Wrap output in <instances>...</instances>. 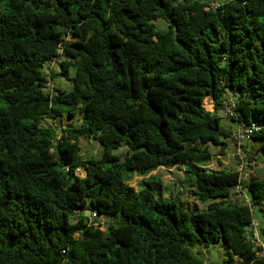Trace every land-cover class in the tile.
Returning <instances> with one entry per match:
<instances>
[{
  "label": "trees",
  "instance_id": "obj_1",
  "mask_svg": "<svg viewBox=\"0 0 264 264\" xmlns=\"http://www.w3.org/2000/svg\"><path fill=\"white\" fill-rule=\"evenodd\" d=\"M53 61L74 69L69 91L48 90ZM228 100L264 153V0H0V264H202L219 240L222 264H264L245 233L264 177L220 158ZM63 113L76 122L41 125ZM181 164L205 208L158 188L151 172Z\"/></svg>",
  "mask_w": 264,
  "mask_h": 264
},
{
  "label": "rangeland",
  "instance_id": "obj_2",
  "mask_svg": "<svg viewBox=\"0 0 264 264\" xmlns=\"http://www.w3.org/2000/svg\"><path fill=\"white\" fill-rule=\"evenodd\" d=\"M154 24L159 30H162L166 23L162 19H156ZM43 70L51 76L48 77V81L51 82V89L48 90H62L69 91L72 87L71 77L74 74V69L69 68L67 71H62L60 66L55 62L47 63ZM229 95L236 94V90L228 89ZM204 108L210 112H214V107L212 103V99L206 97L203 102ZM216 115L220 117V127L222 129H234L235 124L230 121V118L224 116L223 113L218 110ZM78 117V115H76ZM53 120V121H52ZM55 121V122H54ZM76 122V118H70L66 113L56 114L53 119H44L41 121V125H54L53 127L60 129L62 125L73 124ZM227 146L225 148V155L220 156L223 166L227 168L235 169L237 158L233 156V148L231 143H228L226 140ZM81 148L84 153H86L88 158H98L100 155V146L96 141L87 142L86 139H81ZM256 141L254 139H248L246 144V151L251 155V157L255 160V164L251 167V172L253 176L264 177V153L259 150H256ZM212 153H216L217 147H210ZM89 151V152H87ZM114 153L119 154V152L114 151ZM214 158H219V156H215ZM180 166V167H179ZM179 166L173 167L172 169L158 168L155 171L151 172L155 176V180L159 182L158 188L163 193L164 196L168 194H178L181 196L186 204L192 208L203 209L206 207V204L199 202L189 191V188L186 186L184 182H181L184 178L183 169L185 168V164H181ZM79 175H84L82 170H77ZM141 177L134 176V178L129 182L130 185L135 186L137 180ZM89 205L87 204L86 208ZM252 217L259 224L257 230L259 233V240L264 241V202L259 205H254L251 207ZM99 221L103 224L106 221L103 218H99ZM230 254V250L225 246L222 240L216 241L207 245L204 248V256L203 261L208 264H222L223 261Z\"/></svg>",
  "mask_w": 264,
  "mask_h": 264
},
{
  "label": "built area",
  "instance_id": "obj_3",
  "mask_svg": "<svg viewBox=\"0 0 264 264\" xmlns=\"http://www.w3.org/2000/svg\"><path fill=\"white\" fill-rule=\"evenodd\" d=\"M46 86L50 87V83L46 82ZM234 103L230 100L224 102V106L220 111L224 116L230 117L234 116L235 113L232 111ZM258 129L255 123H250L249 125L237 124L235 128L228 134L227 141L231 143L233 150V156L237 158L235 171L239 173V181L247 182L253 175L251 172V167L255 164V160L246 151V143L250 136ZM232 197L234 200L241 201L249 206L252 205L250 198L247 196L243 189V185L239 182L233 187ZM88 224L97 226L99 221V216L96 211L89 212ZM259 224L256 220H253L250 226L247 227L245 233L249 236L248 232H251L249 239L256 245L260 246V249L256 251V256L259 258H264V241L259 240L258 228ZM264 233V229H263Z\"/></svg>",
  "mask_w": 264,
  "mask_h": 264
},
{
  "label": "crops",
  "instance_id": "obj_4",
  "mask_svg": "<svg viewBox=\"0 0 264 264\" xmlns=\"http://www.w3.org/2000/svg\"><path fill=\"white\" fill-rule=\"evenodd\" d=\"M197 249H198V250H199V252H201V253H202V255L204 256V248H203V247H199V248H196V249H195V251H196ZM202 264H208V263H206L205 261H203V263H202Z\"/></svg>",
  "mask_w": 264,
  "mask_h": 264
},
{
  "label": "water",
  "instance_id": "obj_5",
  "mask_svg": "<svg viewBox=\"0 0 264 264\" xmlns=\"http://www.w3.org/2000/svg\"><path fill=\"white\" fill-rule=\"evenodd\" d=\"M54 143H55V142H54ZM119 149H120V150H122V147H119ZM85 214L88 216V214H89V211H88V210H86ZM248 234H249V236H251V232H250V231L248 232Z\"/></svg>",
  "mask_w": 264,
  "mask_h": 264
}]
</instances>
